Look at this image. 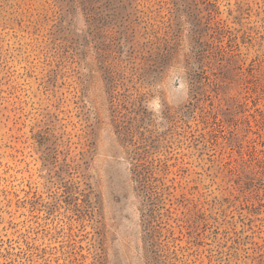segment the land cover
<instances>
[{
  "label": "rangeland",
  "instance_id": "374dc122",
  "mask_svg": "<svg viewBox=\"0 0 264 264\" xmlns=\"http://www.w3.org/2000/svg\"><path fill=\"white\" fill-rule=\"evenodd\" d=\"M0 264H264V0H0Z\"/></svg>",
  "mask_w": 264,
  "mask_h": 264
}]
</instances>
